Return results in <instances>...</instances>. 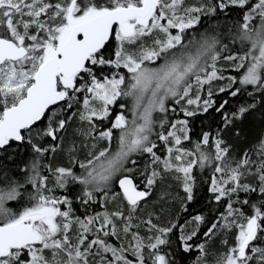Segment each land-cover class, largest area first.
Returning a JSON list of instances; mask_svg holds the SVG:
<instances>
[{
	"label": "snow or ice",
	"instance_id": "1",
	"mask_svg": "<svg viewBox=\"0 0 264 264\" xmlns=\"http://www.w3.org/2000/svg\"><path fill=\"white\" fill-rule=\"evenodd\" d=\"M0 264H264V0H0Z\"/></svg>",
	"mask_w": 264,
	"mask_h": 264
}]
</instances>
